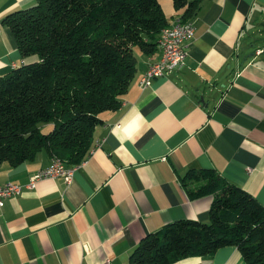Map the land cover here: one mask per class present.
Returning <instances> with one entry per match:
<instances>
[{
	"label": "crops",
	"instance_id": "obj_1",
	"mask_svg": "<svg viewBox=\"0 0 264 264\" xmlns=\"http://www.w3.org/2000/svg\"><path fill=\"white\" fill-rule=\"evenodd\" d=\"M36 0H0V73L25 58L4 16ZM168 22L181 15L160 0ZM184 64L139 86L136 71L121 103L99 113L87 155L72 178L30 176L52 155L0 162V182L22 184L0 205V264H130L148 232L180 218L209 219L211 195L190 198L179 176L212 167L264 204V0H201ZM262 49L261 51H257ZM49 125V123L45 124ZM169 264H243L233 244Z\"/></svg>",
	"mask_w": 264,
	"mask_h": 264
},
{
	"label": "trees",
	"instance_id": "obj_2",
	"mask_svg": "<svg viewBox=\"0 0 264 264\" xmlns=\"http://www.w3.org/2000/svg\"><path fill=\"white\" fill-rule=\"evenodd\" d=\"M200 1L173 5L188 18ZM3 21L29 58L0 73V162L11 164L40 150L80 162L99 113L120 105L134 76V48L152 53L168 23L160 0H36ZM179 179L188 197L211 195L209 219H174L146 233L129 263L169 264L233 244L243 264H264V204L212 167H190Z\"/></svg>",
	"mask_w": 264,
	"mask_h": 264
},
{
	"label": "built area",
	"instance_id": "obj_3",
	"mask_svg": "<svg viewBox=\"0 0 264 264\" xmlns=\"http://www.w3.org/2000/svg\"><path fill=\"white\" fill-rule=\"evenodd\" d=\"M193 33V21L180 15L165 24L160 29L157 38L160 56L149 61L145 72L139 79V86L144 87L151 82L152 78L181 67L185 62L188 40L193 36ZM73 170L74 165L68 166L60 157L52 155L49 163L33 173L25 186L33 187L35 182L42 177L62 176L66 182H69ZM22 187V184L11 181L0 182V205H2L4 197L19 193Z\"/></svg>",
	"mask_w": 264,
	"mask_h": 264
},
{
	"label": "rangeland",
	"instance_id": "obj_4",
	"mask_svg": "<svg viewBox=\"0 0 264 264\" xmlns=\"http://www.w3.org/2000/svg\"><path fill=\"white\" fill-rule=\"evenodd\" d=\"M138 49V47H135V49ZM134 49V50H135ZM136 58V57H135ZM41 129L43 130V131H47L48 129H49V125H45V124H43L42 126H41Z\"/></svg>",
	"mask_w": 264,
	"mask_h": 264
}]
</instances>
